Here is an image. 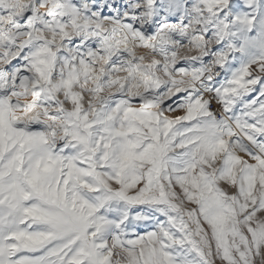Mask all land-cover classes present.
Here are the masks:
<instances>
[{
    "label": "snow or ice",
    "instance_id": "snow-or-ice-1",
    "mask_svg": "<svg viewBox=\"0 0 264 264\" xmlns=\"http://www.w3.org/2000/svg\"><path fill=\"white\" fill-rule=\"evenodd\" d=\"M0 264H264V0H0Z\"/></svg>",
    "mask_w": 264,
    "mask_h": 264
}]
</instances>
